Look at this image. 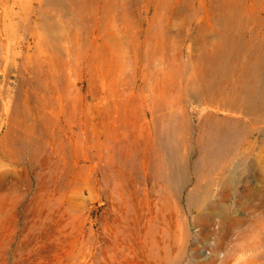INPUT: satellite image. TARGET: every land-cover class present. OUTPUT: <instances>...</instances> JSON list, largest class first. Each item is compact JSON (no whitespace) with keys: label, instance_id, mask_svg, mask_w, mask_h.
Segmentation results:
<instances>
[{"label":"rangeland","instance_id":"rangeland-1","mask_svg":"<svg viewBox=\"0 0 264 264\" xmlns=\"http://www.w3.org/2000/svg\"><path fill=\"white\" fill-rule=\"evenodd\" d=\"M213 1L67 0L57 40L46 0H0V43L15 31L0 67V264H264V164L206 178L196 139L153 145L150 124L200 61L175 24L218 22ZM256 4L248 22L264 15ZM184 109L196 137L205 115L248 119Z\"/></svg>","mask_w":264,"mask_h":264},{"label":"bare ground","instance_id":"bare-ground-1","mask_svg":"<svg viewBox=\"0 0 264 264\" xmlns=\"http://www.w3.org/2000/svg\"><path fill=\"white\" fill-rule=\"evenodd\" d=\"M258 1L261 2L260 5ZM46 2L57 13L58 18L56 22H49L50 19L43 22L42 29L44 32L49 29L57 30L58 38L55 39L59 40L71 25L69 20L64 19L67 15L63 9L67 0ZM256 2L258 6L264 7V0H246L244 9L253 10ZM212 3L218 6V22L175 24L177 32L189 39L193 48L199 52L197 54L200 61L194 68L195 73L186 77L178 95L176 97L170 95L167 99L165 97V106L170 110L162 117V127L159 128L160 126L156 124L155 116L150 128L153 129V133L158 134V138L153 141L156 149L161 152L182 148L189 150L195 147L197 141V146L203 153L200 162L205 165V170L203 168L201 174L207 178L220 170L223 173L230 170L234 175L229 180L238 182L248 178L250 173L256 170L257 165L264 164V138L260 145L256 144L257 140L254 138L255 131L264 123V15H259L260 22H248L244 9L241 11L240 7L236 8L238 0H214ZM42 16L44 18V15ZM13 33L15 31H7L6 37L0 43V67L9 63L4 58V53L9 50L10 35L13 36ZM112 35L115 37L112 42L114 49L123 54L125 46L120 40L118 28L112 31ZM40 49L42 50L43 46ZM7 92L5 87L0 86V105L8 98ZM191 100L239 112L248 119L242 121L230 116L205 115L199 124L200 133L196 137L184 109ZM179 105L185 112L182 115L178 114L181 108ZM255 149H259V153H254ZM201 163H198V168ZM246 166L252 168L250 173L239 174L241 168ZM258 179L264 181V173Z\"/></svg>","mask_w":264,"mask_h":264}]
</instances>
